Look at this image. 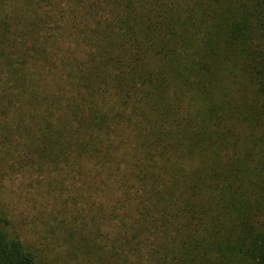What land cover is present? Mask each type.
<instances>
[{"label": "trees", "instance_id": "obj_1", "mask_svg": "<svg viewBox=\"0 0 264 264\" xmlns=\"http://www.w3.org/2000/svg\"><path fill=\"white\" fill-rule=\"evenodd\" d=\"M0 85L68 261L264 264V0H0ZM10 225L0 264H53Z\"/></svg>", "mask_w": 264, "mask_h": 264}, {"label": "rangeland", "instance_id": "obj_2", "mask_svg": "<svg viewBox=\"0 0 264 264\" xmlns=\"http://www.w3.org/2000/svg\"><path fill=\"white\" fill-rule=\"evenodd\" d=\"M4 104L0 98V213L10 232L44 250L50 263L75 264L66 259L59 229L68 217L60 205L71 196L70 183L48 163L29 159L23 134L29 113L15 97Z\"/></svg>", "mask_w": 264, "mask_h": 264}]
</instances>
